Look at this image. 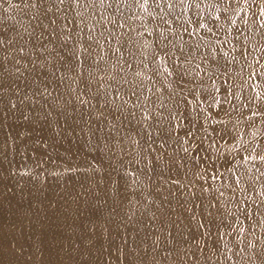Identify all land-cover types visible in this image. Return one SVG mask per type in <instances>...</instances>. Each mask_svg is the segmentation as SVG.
<instances>
[{
  "label": "bare ground",
  "instance_id": "bare-ground-1",
  "mask_svg": "<svg viewBox=\"0 0 264 264\" xmlns=\"http://www.w3.org/2000/svg\"><path fill=\"white\" fill-rule=\"evenodd\" d=\"M191 1L198 6L209 3V13L218 16L214 19L229 23L231 29L236 27L237 42L228 44L229 40L219 39L226 34L220 35L221 29L217 26L198 29L191 16L197 11L190 10L188 0H149L146 8L135 0H125L119 11L99 0L95 5L85 0L84 6L81 3L72 10L65 5V15L55 25L59 37L48 35L51 28L37 27L39 21L34 19L37 10L26 6L31 0H15L12 5L10 0H0V32L23 40L31 37L35 41L43 31L40 44L52 55L48 56V52L41 55L48 57L49 65L54 64L59 69L57 75L62 77L53 85L47 80L38 85L24 70L23 61L19 72L6 61L10 71L5 79L14 81L18 87L5 93L0 101V123L13 121L15 125L12 129L0 125V151H3L0 153V264H264V182L257 179L264 178V163L258 159L264 156V147L257 148L255 159L246 160L236 175L224 173L223 189L208 178L187 175L186 163L180 157L177 159L185 155L194 161L187 154V143L181 140L184 130L195 133L193 140L202 157L207 152L223 150L219 139L214 140L211 134L215 129H224L228 123L208 119L211 110L225 107L232 119L241 116L249 119L256 105L258 108L263 105L264 73L259 76L258 85H248L245 93L229 89L228 96L226 91L212 94L211 80L217 75L223 82L257 78L258 75L252 77L254 68L246 57L257 53L264 57V18L258 10L264 0ZM226 1L232 7L225 6ZM116 22L124 26L119 27ZM43 23L47 25L48 20ZM248 25L252 34L258 29L256 35L244 29ZM160 33L167 36L166 41ZM65 35L72 38L67 48H61ZM97 40L99 47L94 45ZM161 43L167 44V50L173 54L166 63L153 59ZM260 44L262 49L258 48ZM86 47L92 55L85 65L74 66L73 70L62 67L57 52L66 54L69 49L84 52ZM113 48V54L102 51ZM214 61L220 63L218 69ZM137 72L141 75H136ZM177 72L183 75L178 76ZM77 73L92 80L88 88L75 80ZM151 76L159 77V94L155 92V95L160 99L158 107L151 105L154 97L142 101L148 105L151 116L148 119L139 106L141 100L137 101L131 92L134 86L138 88L140 80L145 83L144 88H153ZM101 77L103 82L97 84ZM149 93L153 95L152 90ZM201 96L206 98L204 106L195 99ZM83 100L88 102L87 106H82ZM134 103L138 105L136 108L132 107ZM8 108L14 115L5 110ZM179 113L189 114L191 122L185 120L188 126L177 130ZM99 114L103 116L92 119ZM45 126L50 129L46 130ZM162 129L166 131L161 132ZM86 131L84 139L74 138ZM10 136L17 140L3 143ZM158 136L161 138L156 145L153 141L157 142ZM43 142L44 146L63 148L65 155L74 150L78 160L68 161L77 166L89 160V165L80 166L79 170L89 173L90 178L78 180L66 173L65 164L61 166L63 181L56 179L59 173L53 167L38 168L40 159L35 150ZM9 146L14 150L13 155L5 149ZM107 149L114 154L98 155ZM168 150L174 153L172 159L180 162L179 165L157 170L156 166L161 164L158 155L170 164ZM26 152L32 153L27 174L33 178H23L20 174L19 163ZM82 153L87 157L83 158ZM149 160L153 162L150 167ZM121 163L127 165L120 166ZM98 164L100 169L96 170ZM106 164H113L108 171L103 168ZM251 167L255 169L254 176L246 171ZM192 169L197 171L196 163ZM236 176L238 181L232 178ZM101 181L104 191L91 192ZM80 183L84 198L77 200L75 186ZM228 185L239 188L235 199L225 196ZM243 198L247 206H253L246 214L252 236L232 238L224 244L222 233L233 222L228 214L229 203ZM78 205L100 213L85 214L83 209L72 214ZM161 207L169 210H158ZM104 211L109 213L105 216ZM163 213L168 214L163 217ZM171 213L173 216L167 221ZM85 221L94 223L92 230L83 224ZM34 245H40V250L33 249Z\"/></svg>",
  "mask_w": 264,
  "mask_h": 264
},
{
  "label": "rangeland",
  "instance_id": "rangeland-1",
  "mask_svg": "<svg viewBox=\"0 0 264 264\" xmlns=\"http://www.w3.org/2000/svg\"><path fill=\"white\" fill-rule=\"evenodd\" d=\"M10 1H11V5L14 4V2H15V0H10ZM240 1L245 3L244 0H240ZM247 1L250 2V0H247ZM203 3H205V4H200L198 6L195 4V2L188 0V6H189L190 10L191 11H195V10L197 11L196 14H191L192 18L193 19L195 18L196 27L198 29L202 30L204 28H213V27L217 26L221 29L220 35H222V34H226V35H224L222 37H218V36H216V37H218L221 40H222V38L229 40L228 44L236 43L237 42L235 40L236 39L235 36L237 34L236 27H232V29H231L229 27V23H224L221 20L218 22L217 19H214L218 16H214V15H212V13H209V8L211 7V5L207 2H203ZM223 4H225V6H227V7H232L229 5V1H226ZM82 6H84L83 2H82ZM235 6H233V7H235ZM258 10L260 11L259 16L261 18H264V3H262L258 7ZM0 17H2L1 11H0ZM206 24H208L209 26L203 27ZM244 29L246 31L250 32V34H252L251 33L252 30L250 29L249 25L247 26V28H244ZM70 31L68 29L67 33H70ZM257 32H258V29H256L252 35H256ZM213 40L218 41L217 38H215ZM94 45L96 46L97 44L95 43ZM258 48L262 49L263 44H260L258 46ZM114 49L115 48H113V50H111V51H109L107 49H102V51L104 53H106L107 55H109V54H113ZM167 49H169V47H167ZM173 50L176 51L175 48H173ZM78 52L81 53V55H83V52L81 50H79ZM141 52L143 53L144 51H141ZM51 55H52V52H51ZM246 59H247V62L252 63V65H250V66L254 68L252 70V77L258 75L255 80L252 81L249 78H247V79L245 78L242 81L230 79L226 82H223L221 76L217 75L220 78H217V76H215L212 80L210 79L212 87H213V90H211V93L212 94H218L221 91H226V96H228L227 92L229 91V89H231V92L234 91L237 93H245L246 87L248 85H250V84H251V86L252 85H255V86L258 85L257 82L259 81V76L264 73V57L262 54L257 53V54L252 55V56H247ZM212 60H213V57H212ZM100 62H101V60H100ZM214 63H215L216 69H218L217 66L220 67V63L217 61H214ZM146 65H148V64H145L144 66H146ZM153 74H156V73H153ZM158 79H159V77L157 78V76H151V78H150V81L154 82L153 88L150 89V90H152L153 95H151L149 93V89L144 88L145 83L142 80H140V82L137 84L139 100L145 102L146 99L151 100L152 97H154V100L151 102V105L158 107L159 99H160L157 95V94H159V87H157L159 85V84H157ZM223 80H226V79H223ZM207 83H210L209 78H207ZM218 86L220 87L219 90L217 88ZM214 87H215V89H214ZM18 92H20V91H18ZM18 92H16L15 94H17ZM155 92H157L156 95H155ZM206 94L209 96V91H207ZM195 99H199L198 100L199 105H200V103H202V106H204L206 103V98H204L203 96H201L200 98H195ZM27 103H28V101H27ZM87 105H88V102L83 100L82 106L84 107ZM263 108H264V101H263L262 106H260L258 108V106L256 105V109L254 111H252L251 113H249V119L245 118L243 116L239 117L238 119H232L231 117L228 116V114H227L228 111L225 107H224L225 111L220 107H216L215 109L211 110L208 113V119L214 120L216 122L223 121L226 124L228 123V125L224 129H221V130L215 129V131H213L211 134L212 137L214 138V140H216L217 138L219 139L220 143L223 145V150L216 151L215 153H210V152L206 151L209 154L204 155V157H202L197 151L198 145L193 140V136L195 135V133L192 130H184L181 134V140L183 142L187 143V154L190 157H192L195 161L194 162L193 160L192 161L188 160L185 157V155H184V157H182V156L177 157V159L179 157L182 158L184 160V162L186 163L185 173L187 175L192 176L193 178H208L209 180H213V181L217 182V184H219L223 189L226 185L225 180L223 179V178H225L224 173L228 171V172H234L236 175L238 170L244 168V163L246 160L253 161L255 159V157L257 155V148H259L260 146L264 147V128L262 126V123L264 122V119L262 118L264 116V111L262 110ZM5 110L11 112V116L14 115L12 112V109L8 108ZM20 110L21 109L17 110L16 112L19 113ZM22 110H24V109H22ZM53 112H56V110H53ZM31 116H33V114ZM102 116H103V114H99L96 117H93L92 119L98 120ZM178 118H179V122H178L177 127H176L177 130H178V128H183L184 126H188V124L184 122L185 120L191 122V118H190L189 114L184 115L183 113H179ZM175 119L177 120L176 116H175ZM113 121H116V120L113 119ZM0 125L4 126L6 128H11V129L14 128V126H15L13 121H9V122L1 121ZM45 129L49 130L50 127L45 126ZM87 134H88V132L86 131L85 133H80V135L77 134V136H75L74 138L77 137V139H84ZM142 134L143 133L138 134V139H140L142 137ZM160 138L161 137L158 136L157 142L156 141H153V142H155L156 145H158ZM5 140H6V142L7 141L15 142L17 139L13 136H10L8 139H3L2 140V141H4L3 143H5ZM44 144H45L44 142L41 143L40 149L35 150L36 153L39 155V159H40V162L37 165L38 168L53 167L52 170L58 171V173H59V175H57L58 178H56V179H60L63 181L64 178H62L63 172H62L61 166L63 164H65L66 173L68 171V173L70 175L77 177L78 180H82V182H83L86 178H90L89 173H84V172H81L79 170L80 166L89 165V163H90L89 160H84L81 163H79V165L77 166V165L72 164L71 162L68 161V160H76V158L78 160V156L75 155L74 150L72 152H70L68 155H65L63 148H60L59 146L52 145V144H51V146H46V145L44 146ZM80 145L81 144H78L76 146H78V148H81V147H79ZM163 147H165V144L162 142L161 148H163ZM5 149L7 150L8 154H10V155L14 154V152H13L14 150L10 146L8 149H7V147ZM10 152H12V153H10ZM0 153H3V151L1 150ZM169 153H170V164H168L166 161H164L162 159V156L158 155V157L161 161V164H158L156 166L157 170H163V169H165V167L176 168L178 166V165H174L171 163L172 161H174L172 159L174 156V153L172 151H169ZM26 154H27V152H26ZM26 154L24 153V160L19 163L22 166L20 174L22 177L24 176L23 178H33V177L28 175L29 174L28 168H31L30 163L32 161V159H31L32 153H30L29 155L28 154L26 155ZM92 154H97V152H94ZM104 154L105 155H109V154L111 155V154H114V152L110 149H107V150H103L102 153H100L98 155L101 157H104ZM81 155L83 158L87 157L86 154H84V153H82ZM260 157H262V156H260ZM260 157L258 159L262 163H264V160H261ZM119 160L126 162V160H123V159H119ZM26 161L27 162L29 161V162L27 163ZM194 163H196L197 171L192 169ZM99 165L100 164L95 166L96 170L100 169ZM112 165L113 164H106L105 166H103V168L108 171L112 167ZM124 165H127V164L126 163L120 164V166H124ZM152 165H153V162L151 160H149L148 166L150 167ZM143 167H144V165L142 166V170H143ZM253 169L254 168L251 167V168L247 169L246 171H248V172L251 171V174H253V176H254L256 172H255V169L254 170ZM25 173H26V175H24ZM260 173H263V172H260ZM237 177L238 176L232 177V178H237ZM98 178H100V175H98L97 179ZM257 179L260 182H264V178H257ZM31 182H32V179H31ZM81 183L75 186L76 190H77V195H76L77 200L84 198L83 188L81 187ZM207 185L208 184L205 185V188L209 187ZM100 191L101 192L104 191V184L102 183V181L100 183L95 184L93 186V190L91 192H95V193L99 194ZM239 193H240L239 188H234V187H231L229 185L226 189H224V194L228 198L235 199L239 195ZM252 208H253V206H247V201L245 198H243V200L230 201L229 207H228V211H229L228 214L231 216L230 219H231V221L233 220V222H232L231 226H229L228 229L222 233V238H223L224 244L229 243V241L232 238L235 240L236 238L242 239L244 237H251L252 236V234L250 233V222H249V219L246 218L247 212ZM83 209L86 210L85 214L87 212L93 213L92 215H94L95 213H100L96 209L89 210V208L84 206V205H78L73 209L72 214L80 213L81 210H83ZM158 210L164 211V210H169V208L161 207ZM108 213H109L108 211L102 212V214L105 216ZM167 214L168 213H163L162 215L164 217ZM170 216H173V214L172 213L169 214L168 219H166L167 221H169ZM174 218L178 219L176 216H174ZM29 221H31V220H29ZM174 223L179 224L178 222H174ZM83 224L87 225L86 227H88L89 230L90 229L92 230L91 227L94 226V223L86 222V221ZM104 224L105 223H103V225ZM104 228H106V225L104 226ZM96 232H98V230ZM37 236L38 235H36V237ZM247 246L250 247V242H247ZM32 248L36 249V250H40V245H34Z\"/></svg>",
  "mask_w": 264,
  "mask_h": 264
},
{
  "label": "snow or ice",
  "instance_id": "snow-or-ice-1",
  "mask_svg": "<svg viewBox=\"0 0 264 264\" xmlns=\"http://www.w3.org/2000/svg\"><path fill=\"white\" fill-rule=\"evenodd\" d=\"M82 2H85V0H31V3L27 4L26 6L30 8H35L37 10V15L34 17V19L39 21L37 27L43 30L51 28V31L48 33V35L59 37L60 33L57 31L55 25L57 23V19H62L65 15V8L63 6L66 5L68 10H72L73 8H76L81 5ZM86 2L95 5L97 0H86ZM123 2H125V0H99V3L106 4L107 7H114L116 11H119V6ZM153 2H155V0H153ZM135 3L140 4L141 7L146 8L149 3V0H135ZM45 19L48 20L47 25L43 23V20ZM116 23L119 27L124 26L122 24H119V22ZM63 27H66V25H64ZM43 35L44 32L42 31L40 33V36ZM101 35H103V33H101ZM160 35L164 38L165 41L167 40V36H165L164 33H160ZM40 36L36 37L35 41H32L31 37L28 40H23L22 37L20 39H17V37L15 36H7L4 34V32H0V101L3 100V96L5 93L11 92L15 87H18V85L15 84L14 81L9 82L5 79V74L9 73L10 71L6 65V61L7 63L13 65L16 72L20 71L19 65L23 61L24 70L29 73L31 81L36 82L38 85L43 84L46 80L48 81L49 85H53L56 83V81L62 79L61 76L57 75L59 69H57L54 64L50 66L48 57L41 55V53L48 52V56H51V52L47 49L46 46H42L40 44ZM71 38V36L65 35L64 43L60 47L67 48L68 40H70ZM53 42L54 41H49V43ZM96 44L97 47L100 46L99 40L96 41ZM157 47L159 48V51L153 53V59L161 60L166 63L167 58L173 54L167 50V44L161 43L158 44ZM115 51L119 52V49H116ZM57 55L59 56L61 65L65 70H73L74 66L75 68H80L85 65L89 56H91L92 53L86 47L83 52V58L81 53L73 51L71 49H69L66 54H61L60 52H57ZM94 62L98 63V61L95 60ZM49 68H51L50 71ZM99 70L100 69H98V71ZM176 74L178 76L183 75L182 72H177ZM136 75L139 76L141 75V73L137 72ZM19 78L20 77H17V79ZM25 80L26 83L29 82L28 78H25ZM75 80L79 83H82L85 88H88L92 83V80L90 78H84L79 73H77ZM102 82L103 77H101L99 81H96L97 84H100ZM40 94L43 95L44 93ZM99 94L100 89L99 87H97L96 95L98 96ZM131 95L136 96L137 101H139L137 88L135 86L132 89ZM76 98L79 99V97ZM125 103H127V101H125ZM64 104L65 106H67V100L64 101ZM137 106V103H134L132 105L133 108H136ZM139 106L143 108L144 116L148 119H151V116L148 112V105L142 101H139ZM12 107H15V104H12ZM130 115H135V113H130ZM164 131L166 130H161V132ZM260 159L264 160V156L260 157ZM171 163L174 165H179L180 162L172 161ZM238 180L239 177H237V181ZM173 182L178 183L179 181Z\"/></svg>",
  "mask_w": 264,
  "mask_h": 264
}]
</instances>
